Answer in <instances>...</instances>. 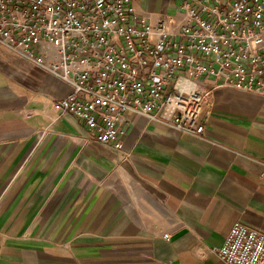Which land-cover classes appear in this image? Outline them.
Wrapping results in <instances>:
<instances>
[{
  "label": "crops",
  "instance_id": "1",
  "mask_svg": "<svg viewBox=\"0 0 264 264\" xmlns=\"http://www.w3.org/2000/svg\"><path fill=\"white\" fill-rule=\"evenodd\" d=\"M72 92L0 42V264H225L236 222L264 233V97L215 90L199 136L127 112L119 149L55 110Z\"/></svg>",
  "mask_w": 264,
  "mask_h": 264
},
{
  "label": "built area",
  "instance_id": "2",
  "mask_svg": "<svg viewBox=\"0 0 264 264\" xmlns=\"http://www.w3.org/2000/svg\"><path fill=\"white\" fill-rule=\"evenodd\" d=\"M0 42L73 88L55 105L122 148L123 115L199 136L215 90L264 97V0H179L152 24L133 0H0ZM225 264H264V233L236 222Z\"/></svg>",
  "mask_w": 264,
  "mask_h": 264
}]
</instances>
